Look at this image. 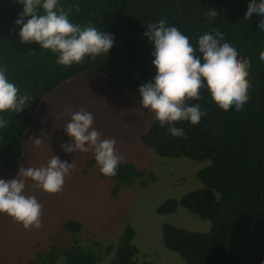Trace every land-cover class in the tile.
Instances as JSON below:
<instances>
[{"label":"trees","instance_id":"obj_1","mask_svg":"<svg viewBox=\"0 0 264 264\" xmlns=\"http://www.w3.org/2000/svg\"><path fill=\"white\" fill-rule=\"evenodd\" d=\"M59 6L70 11L72 23L92 24L113 34V47L95 59L86 56L68 67L58 65L50 50L36 42L21 43L14 24L21 4L0 0V67L30 99L19 113L3 114L7 124L0 128V163L19 162L24 136L43 99L82 73L102 76L107 86L139 95L138 86L155 73L152 48L143 36L150 23L165 19L189 36L190 43L205 32L223 29L251 61L249 99L242 110L225 108L209 87H203L199 98L188 103L206 106L207 111L196 124L177 122L184 136L173 137L154 119L142 140L163 158L209 161L196 175L201 189L168 199L157 212L169 215L183 207L210 221L211 229L194 232L166 223L162 228L165 248L187 264H264V62L258 59L264 50V32L256 27L264 17L247 16L249 0H59ZM208 8L217 11L212 23L205 16ZM147 175L132 163L120 162L116 176L100 177L111 180L112 195L117 197L125 187L145 186L147 179H153ZM62 227L74 238L82 230L74 220ZM135 235L128 226L115 244L89 250L77 243L54 244L29 264H156L140 261Z\"/></svg>","mask_w":264,"mask_h":264},{"label":"rangeland","instance_id":"obj_2","mask_svg":"<svg viewBox=\"0 0 264 264\" xmlns=\"http://www.w3.org/2000/svg\"><path fill=\"white\" fill-rule=\"evenodd\" d=\"M140 96L107 86L102 76L82 73L61 84L46 96L37 110L33 124L23 139V152L14 166L0 163V178L16 177L19 167L46 165L53 156L74 163L61 191L50 194L25 180V195H34L42 205L41 228L25 230L21 223L0 213V264H29L39 252L56 245L77 243L85 249L115 244L128 226L135 231L134 242L140 261L156 264H187L179 254L168 251L162 228L166 223L194 232L206 233L211 223L189 213L183 207L169 215L157 212L168 199H180L203 187L197 173L209 161L188 158L168 159L157 155L143 143L142 137L154 121V114L141 108ZM83 108L93 115V127L102 138H114L120 162L132 163L153 176L145 186L123 188L112 195V182L101 178L91 152L65 154L60 145L69 142L64 127L70 112ZM42 139L39 148L30 138ZM139 183V182H138ZM74 220L82 225L73 237L62 224ZM63 264V263H60Z\"/></svg>","mask_w":264,"mask_h":264},{"label":"clouds","instance_id":"obj_3","mask_svg":"<svg viewBox=\"0 0 264 264\" xmlns=\"http://www.w3.org/2000/svg\"><path fill=\"white\" fill-rule=\"evenodd\" d=\"M22 6L14 24L18 26L21 43L39 44L50 50L61 66L80 63L87 56L95 59L109 52L114 44V35L89 24L81 26L70 21V11L59 6V0H17ZM42 10V11H38ZM264 17V0H249L247 16ZM209 23L217 16L214 8L205 13ZM257 30L264 32V19L257 21ZM152 51L151 63L155 73L151 80L138 86L141 108L154 114L161 127H166L173 137L185 135L177 122L196 124L207 111L206 106L190 104L200 96V89L209 87L212 95L225 108L240 111L248 101V80L251 61L243 57L239 45L224 35L223 29L203 33L195 43L189 36L165 19L150 23L143 32ZM259 61L264 62V50L259 52ZM30 101L29 96L18 87L0 67V128L7 120L6 112L19 113ZM64 127L69 142L60 145L65 154L91 152L99 172L104 177L117 175L122 157L115 148L114 138H102L93 127V115L81 108L71 111ZM35 148L42 144L40 138H30ZM74 163L62 161L53 155L46 165L19 167L16 177L0 178V213H5L25 230L41 228L42 205L34 195H25V180L31 179L35 186L54 194L61 191L65 178L70 175Z\"/></svg>","mask_w":264,"mask_h":264}]
</instances>
